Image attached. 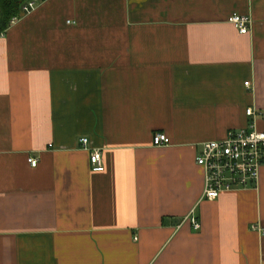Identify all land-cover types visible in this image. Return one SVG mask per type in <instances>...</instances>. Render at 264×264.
I'll return each mask as SVG.
<instances>
[{
    "label": "crops",
    "instance_id": "0c3cea01",
    "mask_svg": "<svg viewBox=\"0 0 264 264\" xmlns=\"http://www.w3.org/2000/svg\"><path fill=\"white\" fill-rule=\"evenodd\" d=\"M37 2L0 35V264H264V166L212 202L196 164L264 132V0Z\"/></svg>",
    "mask_w": 264,
    "mask_h": 264
},
{
    "label": "built area",
    "instance_id": "2783aa9c",
    "mask_svg": "<svg viewBox=\"0 0 264 264\" xmlns=\"http://www.w3.org/2000/svg\"><path fill=\"white\" fill-rule=\"evenodd\" d=\"M37 0H29L23 6L22 14H30L37 8ZM20 18V16H19ZM13 18L11 24L19 20ZM230 23L242 35L251 32L253 19L249 16L235 14L230 18ZM250 86V83H246ZM248 124L241 129H232L222 140L203 142L196 156V164L205 172L204 199L215 201L222 194L231 191L258 188L261 168L264 166V132L256 126V118L260 112L254 107L246 109ZM82 146L89 145V138L80 140ZM154 145H169L170 138L164 133H156ZM91 168L94 173L105 171V162L100 150H95L90 155ZM33 167L38 166V160L30 158ZM195 230L200 228L196 218L192 219Z\"/></svg>",
    "mask_w": 264,
    "mask_h": 264
},
{
    "label": "trees",
    "instance_id": "16d2710c",
    "mask_svg": "<svg viewBox=\"0 0 264 264\" xmlns=\"http://www.w3.org/2000/svg\"><path fill=\"white\" fill-rule=\"evenodd\" d=\"M29 0H0V35L11 25L14 17L22 15L23 5Z\"/></svg>",
    "mask_w": 264,
    "mask_h": 264
}]
</instances>
